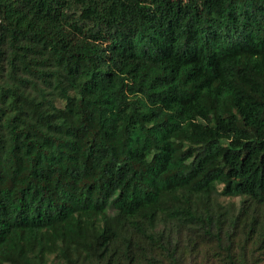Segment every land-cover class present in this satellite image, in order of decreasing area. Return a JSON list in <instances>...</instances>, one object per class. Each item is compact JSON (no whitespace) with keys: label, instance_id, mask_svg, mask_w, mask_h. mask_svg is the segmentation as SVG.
<instances>
[{"label":"trees","instance_id":"obj_1","mask_svg":"<svg viewBox=\"0 0 264 264\" xmlns=\"http://www.w3.org/2000/svg\"><path fill=\"white\" fill-rule=\"evenodd\" d=\"M0 264H264V0H0Z\"/></svg>","mask_w":264,"mask_h":264},{"label":"rangeland","instance_id":"obj_2","mask_svg":"<svg viewBox=\"0 0 264 264\" xmlns=\"http://www.w3.org/2000/svg\"><path fill=\"white\" fill-rule=\"evenodd\" d=\"M221 201H223L225 204H227L232 211H238L240 209V199L239 198H222ZM207 251V248L203 250L202 256L199 258V261L204 260L205 252Z\"/></svg>","mask_w":264,"mask_h":264}]
</instances>
